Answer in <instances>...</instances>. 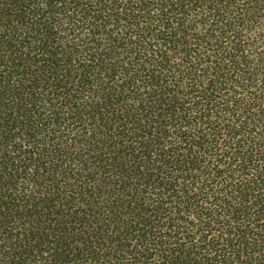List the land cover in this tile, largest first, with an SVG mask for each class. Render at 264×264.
I'll list each match as a JSON object with an SVG mask.
<instances>
[{"label": "trees", "instance_id": "trees-1", "mask_svg": "<svg viewBox=\"0 0 264 264\" xmlns=\"http://www.w3.org/2000/svg\"><path fill=\"white\" fill-rule=\"evenodd\" d=\"M0 264H264V0H0Z\"/></svg>", "mask_w": 264, "mask_h": 264}]
</instances>
